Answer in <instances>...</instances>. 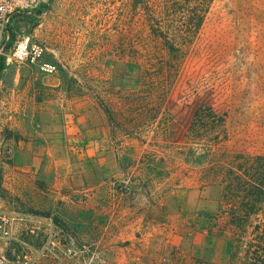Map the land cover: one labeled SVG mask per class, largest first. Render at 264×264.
Segmentation results:
<instances>
[{
	"label": "rangeland",
	"instance_id": "1",
	"mask_svg": "<svg viewBox=\"0 0 264 264\" xmlns=\"http://www.w3.org/2000/svg\"><path fill=\"white\" fill-rule=\"evenodd\" d=\"M147 14V0H39L16 21L9 52L25 31L58 71L0 62V207L51 218L65 241L95 253L92 264H172L175 248L191 250L180 228L215 211L220 188L202 187L205 159L186 164L182 151L264 155V0H213L138 139L101 107L113 88L133 89L137 53L152 46ZM82 101L108 121L95 160L68 127ZM41 121L54 126L40 134ZM225 251L216 244L202 257L227 259Z\"/></svg>",
	"mask_w": 264,
	"mask_h": 264
},
{
	"label": "trees",
	"instance_id": "2",
	"mask_svg": "<svg viewBox=\"0 0 264 264\" xmlns=\"http://www.w3.org/2000/svg\"><path fill=\"white\" fill-rule=\"evenodd\" d=\"M147 2L152 46L137 53L133 89L126 95L123 86L113 88V98L120 101L111 98L100 106L125 135L138 139L152 129L179 62L193 44L213 0H163L162 8L160 0ZM181 156L191 165L205 159L201 186H216L220 194L215 211L197 212L183 223L180 234L192 238L194 244L190 251L175 248L170 255L172 264H264V155L206 147L184 150ZM199 242L206 250L225 243L222 255L227 254V259H204Z\"/></svg>",
	"mask_w": 264,
	"mask_h": 264
},
{
	"label": "built area",
	"instance_id": "3",
	"mask_svg": "<svg viewBox=\"0 0 264 264\" xmlns=\"http://www.w3.org/2000/svg\"><path fill=\"white\" fill-rule=\"evenodd\" d=\"M39 0H0V62L11 60L43 75L58 71L47 49L25 31L9 44L16 21L30 14ZM95 253L59 236L51 218L0 207V264H92Z\"/></svg>",
	"mask_w": 264,
	"mask_h": 264
},
{
	"label": "crops",
	"instance_id": "4",
	"mask_svg": "<svg viewBox=\"0 0 264 264\" xmlns=\"http://www.w3.org/2000/svg\"><path fill=\"white\" fill-rule=\"evenodd\" d=\"M81 104L84 106V109L80 113V116H77L76 121L69 124L68 127H70V131L76 130V132L79 133L81 142L85 147L82 150L85 158L95 160L104 153L102 145L108 137V121L106 117L101 115L89 102L82 101ZM38 126V133L41 134V131H50L54 125L53 123H44L41 121L38 123ZM179 243L189 248L192 246L193 241L186 237H182ZM198 247L202 252L206 251L204 243H198Z\"/></svg>",
	"mask_w": 264,
	"mask_h": 264
}]
</instances>
